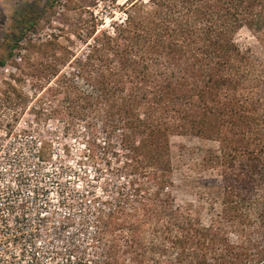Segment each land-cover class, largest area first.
<instances>
[{
  "label": "trees",
  "instance_id": "1",
  "mask_svg": "<svg viewBox=\"0 0 264 264\" xmlns=\"http://www.w3.org/2000/svg\"><path fill=\"white\" fill-rule=\"evenodd\" d=\"M114 7L123 20L109 31L90 14L76 33L28 43L21 59L53 112L71 130L84 123L88 158L113 141L123 153L126 185L96 221L101 264H264V0ZM40 14L21 15L0 67ZM243 29L257 51L236 42ZM175 135L217 145L203 159L208 180L178 202Z\"/></svg>",
  "mask_w": 264,
  "mask_h": 264
},
{
  "label": "rangeland",
  "instance_id": "2",
  "mask_svg": "<svg viewBox=\"0 0 264 264\" xmlns=\"http://www.w3.org/2000/svg\"><path fill=\"white\" fill-rule=\"evenodd\" d=\"M124 2L0 0V59L5 57L12 36L20 28L19 19L23 15H27L28 19L32 12L43 11L39 25L22 36V45L18 43L19 47L13 51L12 57L7 58L6 65L0 67V130L12 132L18 125L32 126L33 133L42 142L41 158L58 167V176L61 175L65 181V203L69 209L67 234L62 238V244L43 246L44 251L51 254L44 255L37 264H101V249L96 236L97 217L100 210H106L114 203L116 188L120 184L126 185L127 179L122 168L125 159L116 141H113L112 147H104L105 150L101 149L102 146L90 147L95 157L88 158L84 151L83 134L87 132L83 129L84 123L76 122L71 130L68 124L70 119L53 112L55 108L47 90L41 91L36 79L27 75L29 70L23 68L21 59L26 56V45L32 40L36 43V40L47 39L48 35L76 33L80 28L79 21L89 20L90 14L103 23L101 29L109 31L111 22L120 23L123 20V15L114 6H122ZM70 3L71 7L75 4L77 8L67 11ZM94 3L96 7H91ZM82 5L90 7L83 9ZM29 9L32 12H26ZM235 39L242 48L257 51L258 44L247 30H241ZM95 131L97 137H104L100 127ZM216 148V143L190 135L169 138L177 202L188 200L199 191L195 182L208 180L210 173L203 159L208 155V150ZM116 153L120 156L118 160Z\"/></svg>",
  "mask_w": 264,
  "mask_h": 264
},
{
  "label": "built area",
  "instance_id": "3",
  "mask_svg": "<svg viewBox=\"0 0 264 264\" xmlns=\"http://www.w3.org/2000/svg\"><path fill=\"white\" fill-rule=\"evenodd\" d=\"M32 129L0 130V264H37L51 254L43 246L62 244L67 234L65 181L41 158L42 142Z\"/></svg>",
  "mask_w": 264,
  "mask_h": 264
}]
</instances>
